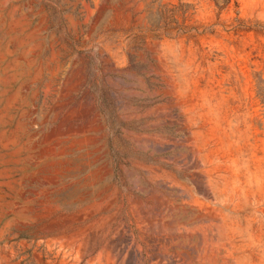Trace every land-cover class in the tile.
<instances>
[{
    "label": "rangeland",
    "instance_id": "obj_1",
    "mask_svg": "<svg viewBox=\"0 0 264 264\" xmlns=\"http://www.w3.org/2000/svg\"><path fill=\"white\" fill-rule=\"evenodd\" d=\"M0 264H264V0H0Z\"/></svg>",
    "mask_w": 264,
    "mask_h": 264
},
{
    "label": "trees",
    "instance_id": "obj_2",
    "mask_svg": "<svg viewBox=\"0 0 264 264\" xmlns=\"http://www.w3.org/2000/svg\"><path fill=\"white\" fill-rule=\"evenodd\" d=\"M217 7L222 10L228 6L230 3V0H214ZM196 31V30H195ZM196 34H200L199 32H196Z\"/></svg>",
    "mask_w": 264,
    "mask_h": 264
}]
</instances>
